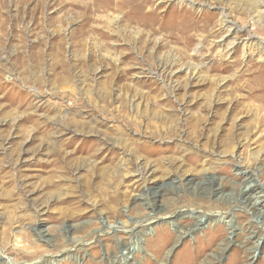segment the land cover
<instances>
[{"label": "rangeland", "instance_id": "1", "mask_svg": "<svg viewBox=\"0 0 264 264\" xmlns=\"http://www.w3.org/2000/svg\"><path fill=\"white\" fill-rule=\"evenodd\" d=\"M250 176L264 0H0L7 263L264 264Z\"/></svg>", "mask_w": 264, "mask_h": 264}, {"label": "bare ground", "instance_id": "2", "mask_svg": "<svg viewBox=\"0 0 264 264\" xmlns=\"http://www.w3.org/2000/svg\"><path fill=\"white\" fill-rule=\"evenodd\" d=\"M249 180L245 181V186L243 187V189L241 190V192H239V199L241 204L247 206V207H255V204H253L254 202H259V203H263L264 201V196L261 194V192L259 191V187L256 185V182L254 181V179H252V176H250L249 178H247ZM219 189L217 188V192H220L219 194H221V191H218ZM257 204V203H256ZM242 205V206H243ZM257 206V205H256ZM259 206V205H258ZM251 209V208H250ZM256 211L255 209H252V212ZM193 212V211H192ZM194 213V212H193ZM191 214V213H190ZM195 215H192L193 217L199 219V222H201L204 218L206 219V216L203 215L202 217L200 215H196V213H194ZM191 216V217H192ZM219 217V221L224 222L225 224H227V226L232 227V221L230 219H225L226 216L223 214L218 215ZM228 218V217H227ZM151 224V222H150ZM149 225V223L147 224V226ZM139 229H137L138 231ZM144 230V229H143ZM134 232V231H133ZM138 234V232L134 233ZM258 243V242H257ZM136 247V246H135ZM5 260V261H4ZM7 259L5 257H3L2 255H0V264H9L6 262ZM40 264L41 261H34L33 264Z\"/></svg>", "mask_w": 264, "mask_h": 264}]
</instances>
